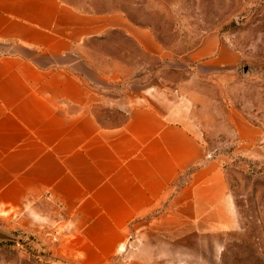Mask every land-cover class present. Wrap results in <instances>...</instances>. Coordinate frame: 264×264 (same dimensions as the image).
Wrapping results in <instances>:
<instances>
[{"label":"crops","instance_id":"1","mask_svg":"<svg viewBox=\"0 0 264 264\" xmlns=\"http://www.w3.org/2000/svg\"><path fill=\"white\" fill-rule=\"evenodd\" d=\"M97 2L0 0V216L54 234L71 264L126 249L125 264H221L225 169L181 99L133 93L115 54L96 62L86 43L114 36L158 53L147 28Z\"/></svg>","mask_w":264,"mask_h":264},{"label":"rangeland","instance_id":"2","mask_svg":"<svg viewBox=\"0 0 264 264\" xmlns=\"http://www.w3.org/2000/svg\"><path fill=\"white\" fill-rule=\"evenodd\" d=\"M95 6L147 28L158 45L156 53L123 36L88 41L96 62L103 61L100 53L115 54L133 93L181 99V121L225 169L234 229L224 236L221 264H264V0H99ZM0 230L12 238L0 239V264L73 261L43 227L0 216ZM127 251L105 264H125Z\"/></svg>","mask_w":264,"mask_h":264},{"label":"water","instance_id":"3","mask_svg":"<svg viewBox=\"0 0 264 264\" xmlns=\"http://www.w3.org/2000/svg\"><path fill=\"white\" fill-rule=\"evenodd\" d=\"M0 239H2V240H10L12 238L7 233H5V232L0 230Z\"/></svg>","mask_w":264,"mask_h":264}]
</instances>
